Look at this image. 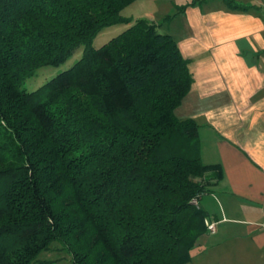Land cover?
Here are the masks:
<instances>
[{
  "label": "trees",
  "instance_id": "trees-1",
  "mask_svg": "<svg viewBox=\"0 0 264 264\" xmlns=\"http://www.w3.org/2000/svg\"><path fill=\"white\" fill-rule=\"evenodd\" d=\"M136 1L0 0V264H33L53 244L72 264H188L206 232L190 202L223 171L202 163L198 125L175 115L192 76L158 32L174 15L123 17ZM80 46L69 69L21 88Z\"/></svg>",
  "mask_w": 264,
  "mask_h": 264
},
{
  "label": "crops",
  "instance_id": "crops-1",
  "mask_svg": "<svg viewBox=\"0 0 264 264\" xmlns=\"http://www.w3.org/2000/svg\"><path fill=\"white\" fill-rule=\"evenodd\" d=\"M139 1L174 10L169 34L192 76L175 115L198 125L202 163L223 171L199 201L215 231L188 264H264V0H234L246 12L198 0L183 13L196 0Z\"/></svg>",
  "mask_w": 264,
  "mask_h": 264
},
{
  "label": "rangeland",
  "instance_id": "rangeland-1",
  "mask_svg": "<svg viewBox=\"0 0 264 264\" xmlns=\"http://www.w3.org/2000/svg\"><path fill=\"white\" fill-rule=\"evenodd\" d=\"M142 3V4H140ZM163 5V4H162ZM156 5L151 2H137L132 4L130 7L125 8L121 14L126 18H151L154 22H160L165 16L172 15L174 13L173 8L169 6ZM176 28V23H172V20L163 23L162 27L158 30L159 33L169 34ZM128 28L127 25H116L102 30L98 36L90 44L92 48L98 49L102 45L106 44L110 39L116 37L124 30ZM170 35V34H169ZM84 46H80L65 63L57 67H41L37 69L34 75L28 78L22 85V89L28 92L35 91L47 81L58 75L59 73L69 69L73 64L78 61L82 55ZM177 118L180 119L179 114H176ZM203 133V132H202ZM33 264H72L71 258L63 250L60 249L58 244H53L51 249L47 252H42L38 255L36 262Z\"/></svg>",
  "mask_w": 264,
  "mask_h": 264
},
{
  "label": "built area",
  "instance_id": "built-area-1",
  "mask_svg": "<svg viewBox=\"0 0 264 264\" xmlns=\"http://www.w3.org/2000/svg\"><path fill=\"white\" fill-rule=\"evenodd\" d=\"M200 195L195 196L192 200H191V205L198 209L199 208V201H200ZM204 225L206 227V231L209 233H213L215 231V227H216V223L215 222H209L207 220L204 221ZM264 228V225L262 226Z\"/></svg>",
  "mask_w": 264,
  "mask_h": 264
}]
</instances>
